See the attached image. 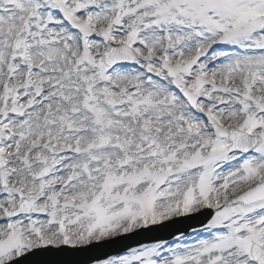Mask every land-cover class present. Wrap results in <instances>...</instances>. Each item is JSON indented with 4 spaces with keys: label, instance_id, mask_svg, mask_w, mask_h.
<instances>
[{
    "label": "snow or ice",
    "instance_id": "6c2138e0",
    "mask_svg": "<svg viewBox=\"0 0 264 264\" xmlns=\"http://www.w3.org/2000/svg\"><path fill=\"white\" fill-rule=\"evenodd\" d=\"M0 264H264V0H0Z\"/></svg>",
    "mask_w": 264,
    "mask_h": 264
}]
</instances>
